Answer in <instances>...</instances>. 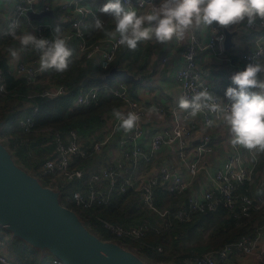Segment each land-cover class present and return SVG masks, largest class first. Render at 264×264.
Here are the masks:
<instances>
[{
	"label": "built area",
	"instance_id": "built-area-1",
	"mask_svg": "<svg viewBox=\"0 0 264 264\" xmlns=\"http://www.w3.org/2000/svg\"><path fill=\"white\" fill-rule=\"evenodd\" d=\"M47 0H10L13 3V11L8 25L16 20L19 21L17 33L22 30V20L29 18L30 12L50 11ZM41 2L40 10L36 4ZM127 2L138 13L141 10H149L154 5L159 6V0H127ZM60 9L67 13L71 23L72 32L65 34L68 43L76 42L79 56L85 62L96 60L103 73H107L111 63L115 60L117 52L121 47H116V41L104 38L95 43L87 40L90 26L96 18H100L97 10L88 0H70L61 4ZM102 20V19H101ZM239 27L238 25L233 28ZM8 29V26H7ZM6 35L12 38L8 34ZM38 33L47 31L43 38L52 39L54 31L49 24H41L36 27ZM250 34L246 36L248 49L226 51L222 42L224 34L222 31L215 32L206 41L201 39L193 29L189 32L188 44L181 51L182 66L177 70V78L181 85V96L189 99L198 91L206 88L211 94L224 103H230L227 97L217 95L208 83L197 71L196 56L200 51H207L215 58L224 61L230 68L232 77L237 72L243 71L249 64L264 65V26L257 25L249 29ZM165 61V60H163ZM39 60L32 63H21L16 68L18 76L25 83L36 90L39 82ZM104 76V75H103ZM264 79V72L258 74ZM104 79V77H102ZM104 91L122 101L117 108L122 112H135L139 117L137 125L130 132L118 128L119 122L112 112L105 114L108 129L100 136L83 135L76 128L67 131L46 129L51 141L47 144L53 145L52 153L40 164L38 172L50 176L52 188L62 189L69 184H76L67 200L74 206L87 211L97 206L110 204L113 198L126 195L130 190L138 193L140 201L145 209L152 211L159 217L164 218L166 227H170L173 220L188 222L196 214H204L215 211L223 205L236 219L250 218L253 214L264 210V195L261 192L255 194H239V186L248 183L264 187V168L259 172L260 153L249 151L241 146L233 147L230 144L231 153L226 161L214 173L204 166L206 156L214 148L208 135L199 139L194 144V134L191 128L181 125L180 110L178 103L171 108L173 115V126L171 129L155 132L149 142L145 145L142 138L145 129L142 117L148 109L138 100L134 99L128 91L125 83L115 81L113 83H102L90 88H82L73 101V107H87L91 105ZM65 85L57 84L54 87H45L38 94L47 98H56L67 94ZM37 93V92H35ZM8 95V87L5 82L4 72L0 69V101ZM164 113V109H159ZM38 106L31 104L30 112L18 119V126L24 133H32L35 130V117ZM187 115L183 113V117ZM203 124L208 126V121H218L215 114L207 111L199 113ZM116 134H119L117 142L118 150L122 154L120 160H112L107 165L96 171H88L78 165L80 160H86L95 154H99L103 148L109 145ZM172 146L187 178L178 170L166 163L158 166L156 174L148 167L156 160L157 152L164 146ZM255 155V159L253 156ZM249 158V162L246 161ZM203 172L209 179L211 186L200 195L187 194L191 180ZM181 199L186 197L184 206L159 208L156 206V188ZM103 229L116 239L140 240L151 230L159 231V228L149 220L139 225H122L117 222L97 217ZM157 250L162 252V247ZM249 258L254 264H264V219L254 227L251 235H244L233 244L226 245L217 253L209 252L204 255H196L185 260L182 264H237L241 259ZM237 261V262H236ZM0 264H11L8 258L0 254ZM49 264H62L52 257Z\"/></svg>",
	"mask_w": 264,
	"mask_h": 264
},
{
	"label": "trees",
	"instance_id": "trees-1",
	"mask_svg": "<svg viewBox=\"0 0 264 264\" xmlns=\"http://www.w3.org/2000/svg\"><path fill=\"white\" fill-rule=\"evenodd\" d=\"M95 1L96 5H99V9L108 2V0ZM99 9L97 10V14L104 21L105 27L111 30V17L100 12ZM91 28H89L91 29V33L89 34L88 31L86 35L90 43H95L105 37L102 32L95 30L93 26ZM138 50L139 52H137ZM143 52L140 43L136 50L121 47L109 69L116 66L131 71L132 66L129 58L131 57L132 61H135ZM125 61H127V64L123 66L122 64ZM0 67L6 72L3 57L0 58ZM91 67L80 69L77 62H70L68 70L63 73L52 70L51 73L53 76H56L58 84L67 87V94L52 99L36 95L30 99L33 104L38 106V112L35 117V130L32 133H24L20 129L21 134L15 139H10L7 145H10L8 148L19 165L25 169L31 168V165L37 166V163L32 158L34 156L31 154L35 153L37 157L40 156L38 154L40 151L42 152L40 144L45 141V143L51 141V136L45 132L46 129L67 131L76 128L83 135L96 133L105 124V114L122 105L120 99L101 91L98 98L91 105L87 107H73V101L82 88H90L102 83H113L115 81L125 84H136L133 80L121 74L115 75L112 80H105L102 77H105L106 73H103L100 67ZM137 71L142 74L140 72L141 68ZM138 72H135V75L136 73L139 74ZM88 76L94 79L84 85L83 81ZM8 84L9 89L20 85L24 94L28 90L26 86L29 88L31 94L38 91L37 86V90H33L25 83L24 79L23 81H14L12 78H8ZM15 115L12 113L3 117L5 118V129L2 135L7 133L9 126L11 127L14 124ZM45 149L53 150V145L49 144L47 147L45 146L43 151ZM261 160L260 165L262 166L264 164V156ZM39 177L44 185L51 186L50 176L39 175ZM76 187V184H69L61 189L63 192V203L78 212L88 222L90 228L105 240H111L114 237L103 229L97 217L128 226L139 225L146 220L154 223L159 228V231L151 230L140 240L120 239L122 244H129L133 250L154 263L171 261L176 264H182L183 261L191 259L196 255H204L209 252L217 253L226 245L236 242L242 236L253 234L254 226H252V220L255 217L261 216L260 222L264 219L263 210L253 214L250 218L238 220L234 218L228 209L221 205L213 212L194 215L188 222L173 220L171 226L166 227L165 219L145 209L140 201L139 194L133 190H130L124 196L113 198L108 205L97 206L91 210L84 211L66 200L67 196ZM155 192V202L159 208L173 207L175 209L186 204V197L177 199V201L172 195L166 194L161 187L156 188ZM252 192H261L264 195V187L260 188L256 183H245L238 188L239 194H255ZM169 200L172 201L169 203ZM12 245L20 264L31 263L27 259H24L25 257H33L34 259L32 260H36L37 258V261H39L37 264H49L46 256L40 258L37 250L32 249L21 240L14 238ZM158 246L162 247V252L157 250Z\"/></svg>",
	"mask_w": 264,
	"mask_h": 264
},
{
	"label": "crops",
	"instance_id": "crops-1",
	"mask_svg": "<svg viewBox=\"0 0 264 264\" xmlns=\"http://www.w3.org/2000/svg\"><path fill=\"white\" fill-rule=\"evenodd\" d=\"M68 1L70 0H47L46 3L50 6V11L52 13L44 15L40 19L31 18L30 16L27 19H23L22 30L20 33L24 31H31L38 38H43L46 36L47 31H43L41 33L42 35H40L36 29V27L41 24L51 25L53 31L57 26H59L63 35L71 33L72 27L70 21L67 18V13L60 9L61 4ZM88 2H91L90 4L95 7L96 10L99 9V5H96L95 0H88ZM160 3L161 0H159V4ZM40 6H42V3L37 2V10H40ZM12 11L13 3H11L10 0H0V55L5 61L6 72L1 67L0 69L4 72L5 82L7 84L8 90V78H12L14 81H23V78L18 76L16 73V68L19 64H27L32 63L33 60H39V54L31 48L21 52L18 59H12L9 56L7 52V48L9 46L15 45L19 47L18 41H14L13 38H10L6 35V29ZM144 11L145 10H141L139 13H143ZM111 25L112 29H114V25L112 23ZM92 26H90V28ZM230 28H233V26ZM91 29H89V34L91 33ZM222 29L223 28L219 27L214 22L212 28L209 31L197 30L195 28L193 31L201 39L206 41L212 34L215 32H220ZM189 32L186 34L183 41H176L174 39L173 41L166 44H158L153 41L140 42L141 48L144 51L142 55L135 61H132L131 57L129 58L131 60L130 63L132 66L129 73L133 74L135 77L140 76V79L139 81H134L136 84H126V86L128 88L129 94L148 109V112H146V114L142 117V124L145 129V134L142 138V141L145 145H149L150 139L155 132L159 130L171 129L174 124L171 108L179 102L181 93V85L177 78V70L182 66L181 51L188 44ZM104 38H101L100 40ZM238 41L241 42L244 49H248L249 45L247 44L246 37H242ZM68 46L73 53V55L70 57V62H77L80 69L90 68L91 66L99 67L96 60L85 62L84 59L79 56L76 42L74 40L70 41ZM137 52H139V50ZM126 64L127 61H125L122 65L125 66ZM196 66L197 71L201 74V76L212 85V90L215 94L226 97V90L229 87L235 86L232 83V74L229 66L224 61L215 58L209 52L200 51L197 53ZM140 68V72H142L144 76L137 71ZM51 71L52 70L43 73L39 72V82L37 84L38 91L34 94H38L45 87H54L58 84L56 76H53ZM135 72H138L139 74L136 73L135 75ZM26 88L28 89L25 92L26 94L23 93L20 85L17 87L14 86L8 91L7 97L4 98V100H1V119L5 120L3 117L5 115L14 113V109L20 110V117L30 112V106L32 104L30 99L33 97V94H31L27 86ZM251 91L259 90L252 89ZM10 100H12L13 104H10ZM153 107L156 109V111H152L150 113L149 110ZM161 108L164 109V113L159 111ZM111 112L112 111L108 113ZM183 113L184 112L181 111L179 116L181 125L184 128H191L193 130L194 144L199 143V139L204 135H208L210 137L214 150L206 156L204 160V166L211 173H214L217 169L221 168V166L226 161L227 156H229L231 153L229 129L220 121H214L215 123L212 126H205L203 124L202 117L199 114H197L195 117L188 116L187 119H185V117H183ZM108 127V122L105 121V124L101 130L88 135L92 137L100 136V134L104 130L106 131ZM118 139L119 134H116L111 143L105 146L99 154H95L86 160H80L78 165L85 170L96 171L102 166L107 165L112 160H120L122 158V154L117 147ZM262 154L263 157L264 153ZM246 161L249 162V158H246ZM162 163H166L169 166L178 169L183 174V176L187 178V174L184 168L181 167L172 146L166 145L160 149L157 152L156 160L148 168L156 174L158 166ZM259 167H261L260 162ZM210 186L211 183L209 179L203 172H201L198 177L191 180L189 190L186 192L185 196L187 197V194L200 195ZM39 257L42 258L40 255ZM46 257L47 262H50L52 257L48 255ZM24 259L28 258L25 257ZM11 264L18 263H13L12 259ZM237 264L254 263L249 258H243L237 262Z\"/></svg>",
	"mask_w": 264,
	"mask_h": 264
},
{
	"label": "clouds",
	"instance_id": "clouds-1",
	"mask_svg": "<svg viewBox=\"0 0 264 264\" xmlns=\"http://www.w3.org/2000/svg\"><path fill=\"white\" fill-rule=\"evenodd\" d=\"M99 11L111 17L114 29L106 28L99 18L95 19L93 28L116 41V47L129 50H136L140 42L166 44L174 39L183 41L190 30L209 31L214 22L221 28L238 25L241 29H251L258 22L264 26V0H161L159 6L154 5L143 13L134 10L127 0H108ZM18 27L19 21L14 20L7 29L19 45L7 48L12 59H18L21 52L31 48L39 54V72L54 70L63 73L68 70L73 53L59 26L54 29L52 39L38 38L31 31L18 34ZM261 72H264V65L249 64L245 70L234 74L232 83L235 86L226 90L230 103L218 100L204 88L191 99L181 96L178 108L187 113L185 119L205 111L215 114L217 120L229 129L233 147L264 153V79L258 76ZM152 111L156 109L149 110ZM112 114L119 122L118 128L125 132L133 130L140 119L132 111L125 113L114 108ZM214 123L209 120L208 126Z\"/></svg>",
	"mask_w": 264,
	"mask_h": 264
},
{
	"label": "water",
	"instance_id": "water-1",
	"mask_svg": "<svg viewBox=\"0 0 264 264\" xmlns=\"http://www.w3.org/2000/svg\"><path fill=\"white\" fill-rule=\"evenodd\" d=\"M51 11L30 12L31 18L40 19ZM223 49L244 50L238 40L249 36L247 28H223ZM139 81L127 69L111 67L104 79L115 75ZM86 77L83 84L92 81ZM5 120H0V133ZM39 176L19 165L5 141L0 140V228L12 238L27 244L44 256V251L62 264H176L151 262L124 244L105 240L96 234L88 222L75 210L62 202L60 189L44 185ZM107 255V259L102 256Z\"/></svg>",
	"mask_w": 264,
	"mask_h": 264
},
{
	"label": "rangeland",
	"instance_id": "rangeland-1",
	"mask_svg": "<svg viewBox=\"0 0 264 264\" xmlns=\"http://www.w3.org/2000/svg\"><path fill=\"white\" fill-rule=\"evenodd\" d=\"M2 56L0 55V58H1ZM10 90V89H9ZM8 90V91H9ZM11 92H12V90H11ZM22 94V93H21ZM4 100V99H3ZM13 100V99H12ZM12 100H10L11 102H10V104H13L12 103ZM1 103H2V101H0V106H1ZM1 108V107H0ZM12 114V113H11ZM13 114H16L15 116H16V118H14V124L13 125H11V127L9 126V128H8V131H7V133H5V134H3L2 135V133H3V131H4V129H5V125H4V128H3V130L1 131V133H0V140H2V141H5V143H6V145H8V143H9V140L10 139H15L18 135H20L21 134V130H20V128H19V126H18V120L17 119H19V117L21 116V114H20V110H17V109H14V113ZM0 117H1V114H0ZM0 120H1V118H0ZM46 142V141H45ZM45 142H42L41 144H40V148H41V150H42V152L40 151L38 154L40 155V156H36L35 155V153H32L31 155L32 156H34V157H32L33 159H34V162H36L37 163V166H35V165H31V168H29V169H27L29 172H31V173H33L34 175H36V176H39V175H41V176H44V175H42V174H40L39 172H38V169H39V166H40V164L43 162V160L46 158V157H48L51 153H52V151L53 150H50V149H45V151H43V149L45 148V146L47 147V145H49V144H47L48 143V141H47V143H45ZM10 146V145H9ZM9 146H7V147H9ZM262 155L263 154H261V156H260V161H262L261 160V158H262ZM264 161V160H263ZM261 166V165H260ZM37 167V168H36ZM263 168H264V164L260 167V169H259V172H260V170L262 171L263 170ZM36 173V174H35ZM50 178V177H49ZM41 180V179H40ZM50 180H51V178H50ZM42 181V180H41ZM43 182V181H42ZM62 199H63V196H62ZM178 198H176V200H177ZM67 200V199H66ZM172 200H174V199H172ZM172 200H169L168 202L170 203ZM178 201V200H177ZM62 202H63V200H62ZM64 204V203H63ZM261 218V216H259V217H255L253 220H252V226H256L257 224H259V219ZM110 236V235H109ZM112 236V235H111ZM14 238H12V235L8 232V231H6V230H4V229H2V228H0V254H4L7 258H8V260H9V262L11 263V261H12V259H13V262H16V263H18V264H20V261L18 260V256H17V254H16V252L14 251V249H13V245H12V240H13ZM111 240H113L115 243H117V244H122L121 243V241H120V239H116L115 237L114 238H111ZM126 248H128V249H130L132 252H134L135 250H133L131 247H130V245L129 244H126V245H124ZM42 253H44V256H51V255H49V254H47V252L46 251H44V252H42ZM135 253V252H134ZM32 259H34L33 257H31V258H28L27 259V261L28 262H31L30 264H37V262H39V261H35V260H32ZM31 260V261H30ZM36 260H37V258H36ZM169 262H171V261H169ZM168 263V262H167Z\"/></svg>",
	"mask_w": 264,
	"mask_h": 264
}]
</instances>
